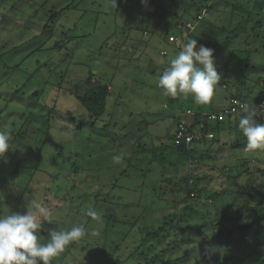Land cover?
<instances>
[{
    "label": "rangeland",
    "instance_id": "1",
    "mask_svg": "<svg viewBox=\"0 0 264 264\" xmlns=\"http://www.w3.org/2000/svg\"><path fill=\"white\" fill-rule=\"evenodd\" d=\"M140 1L0 0V131L10 136L0 157V215L42 203L50 210L42 241L50 230L83 225L89 234L52 264H262L253 240L235 246L233 237L217 236L237 223L234 192L212 203L208 197L216 187L239 186L250 203H264L256 172L264 148L245 147L240 109L210 122L205 142L192 148L204 157L192 172L208 177L206 188L186 210L178 192L191 164L177 149L176 124L187 110L226 112L264 95V0H214L189 37L182 10L163 16ZM188 39L213 49L220 81L207 104L158 87ZM89 77L111 92L98 120L81 100Z\"/></svg>",
    "mask_w": 264,
    "mask_h": 264
},
{
    "label": "clouds",
    "instance_id": "2",
    "mask_svg": "<svg viewBox=\"0 0 264 264\" xmlns=\"http://www.w3.org/2000/svg\"><path fill=\"white\" fill-rule=\"evenodd\" d=\"M213 55V49L204 45L197 48V39H188L160 75L158 87L167 96L191 95L197 104L209 103L220 81ZM240 111L238 128L246 138L245 147L264 148V123L257 122L258 115L264 116V105L242 104ZM9 149L10 136L0 131V157ZM121 159L120 155L112 157L117 163ZM86 214L92 219L99 215L95 209ZM49 216L50 210L37 200L31 202L26 214L0 215V264H52L66 246L89 234L83 225H73L68 230H50L49 238L42 241V221H48Z\"/></svg>",
    "mask_w": 264,
    "mask_h": 264
},
{
    "label": "trees",
    "instance_id": "3",
    "mask_svg": "<svg viewBox=\"0 0 264 264\" xmlns=\"http://www.w3.org/2000/svg\"><path fill=\"white\" fill-rule=\"evenodd\" d=\"M140 1V0H138ZM149 3H151V9L155 7L156 9L160 10L162 12V15L165 16L167 15V11L171 10H182L183 14V19L186 24L189 26H184L187 28V32L184 34V36L189 37V33L191 30V27L195 21L198 20V17L202 15V13L207 12L212 8L213 6V1L214 0H148ZM141 2V1H140ZM140 2L138 5H140ZM190 28V29H189ZM237 31V29L235 30ZM235 31H231L232 36L234 35ZM229 34V33H228ZM188 37H182V41L186 40ZM217 48V45H214V49ZM110 88L107 85L102 84L101 82L96 81L93 77H89L86 79L84 82V95L82 97V102L85 104L84 106L87 108L88 113L90 114L91 118H94L95 120L100 119L106 112V106H107V99L110 97ZM240 98L235 96V98ZM262 102H264V95L259 97L258 99L254 100L255 106L260 105ZM209 131V125L206 126V129L204 131V139L203 141L205 142L207 133ZM193 146L191 147L190 150L186 148V146L182 143L178 145L177 149L182 151L189 159L190 164H191V173L189 172V176L187 178V183L182 189H186L188 181L190 178L193 180V187L191 189L190 193H194L195 196H191L189 194L185 199L181 200L180 203L182 204H188L186 207V210H192L193 207L189 205L191 201L195 200H200L201 196L203 194L204 189L206 188V183L208 177L200 176L197 173L193 174V169H196L199 166L200 163V158L204 160V157H197L194 155L193 152ZM195 162V163H194ZM232 169H236V166L231 167ZM238 168V167H237ZM247 173L250 174V171L247 170ZM256 172L259 173L264 181V168L263 169H256ZM191 176V177H190ZM238 190H233V189H225L223 187H216L215 190L216 192L208 197L209 202H213L214 199L217 196L220 197H226L229 196L230 194H233L232 191L234 192V195L236 196L235 200L233 201V207H237L235 211V223L233 226L234 230H225L222 229L221 231L218 232L217 236L231 239L232 237L235 239V246L237 244H242V243H248L250 240H253L252 246L254 248L253 254H255L258 258L259 261L264 264V253L260 252V249H264V203L262 200L258 201L257 204L253 205L247 200L246 197V192L244 189H241L239 186ZM262 192L259 194L261 196V199H264V187H262ZM179 190V191H180ZM179 195V192H178ZM241 200V201H246L243 205H237L236 201ZM204 226H199L196 225V230H199L200 232L203 230ZM175 229V227L173 226ZM193 228L192 226H188L182 230V234L184 235L186 232L191 231ZM236 229V231H235ZM159 250L162 249V247L159 245ZM239 248V247H236ZM234 250V249H233ZM230 251V253H233L234 251ZM157 252H152V256L154 254L156 255ZM190 254V251L187 252V255ZM145 257V256H144ZM150 257H147L144 259V261H148ZM174 259H161L160 263L161 264H174ZM141 263V262H140ZM138 263V264H140Z\"/></svg>",
    "mask_w": 264,
    "mask_h": 264
},
{
    "label": "built area",
    "instance_id": "4",
    "mask_svg": "<svg viewBox=\"0 0 264 264\" xmlns=\"http://www.w3.org/2000/svg\"><path fill=\"white\" fill-rule=\"evenodd\" d=\"M202 19V15L198 17V20ZM187 32V28H182V33L185 34ZM242 105V104H241ZM241 105L236 103V107L234 110L226 111V112H193L192 110H187L183 116L177 117L176 124V137L179 139L188 150L195 143H199L204 139V131L206 126L210 124V122H221L227 114L231 115L236 109H240ZM264 105L262 102L260 105ZM259 118H263L264 116L258 115ZM195 163V162H194ZM191 177V176H190ZM193 187L192 178L189 179L186 189H182L179 191V197L181 200L185 199L189 194L191 196H195L194 193H190Z\"/></svg>",
    "mask_w": 264,
    "mask_h": 264
}]
</instances>
